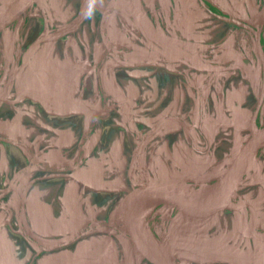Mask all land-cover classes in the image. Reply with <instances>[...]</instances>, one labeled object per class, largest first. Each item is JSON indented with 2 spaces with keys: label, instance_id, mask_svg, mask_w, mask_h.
Segmentation results:
<instances>
[{
  "label": "crops",
  "instance_id": "obj_1",
  "mask_svg": "<svg viewBox=\"0 0 264 264\" xmlns=\"http://www.w3.org/2000/svg\"><path fill=\"white\" fill-rule=\"evenodd\" d=\"M50 1L56 15L37 0L24 31L36 26L38 41L19 81L25 99L0 110V264H152L121 234L122 199L149 181L212 191L248 140L250 87L202 61L200 49L220 35L191 0L170 20L187 36L155 27L148 0ZM249 191L264 197L263 187ZM157 203L174 213L166 236L180 250L156 236L151 213L137 218L188 256L181 264L222 262L215 255L225 252L264 263V242L229 245L215 213Z\"/></svg>",
  "mask_w": 264,
  "mask_h": 264
},
{
  "label": "flooded vegetation",
  "instance_id": "obj_2",
  "mask_svg": "<svg viewBox=\"0 0 264 264\" xmlns=\"http://www.w3.org/2000/svg\"><path fill=\"white\" fill-rule=\"evenodd\" d=\"M36 1L24 13L26 18L22 26L16 30L17 38L14 39L13 45L2 47L5 51L0 53V110L3 106L17 105L25 99L23 87L19 81L25 69L33 64L30 53L38 41L35 36L36 26L32 31L28 29L26 36L24 31L31 13L37 6ZM45 1L50 7V14L56 15L55 7L52 8L51 1ZM191 1L197 5L209 21L215 24V29L220 35V38L209 43L205 50L204 48L200 49L201 53L199 54L202 61L208 62L213 72H216V69L222 72H237L240 80L249 85L250 96L254 102L253 108L249 112L250 121L255 114L256 126H264V0ZM113 5L114 9H120V6L115 3ZM145 5H147V16L155 27L162 28L165 33L172 31L179 36L188 35L189 31L186 26L173 27L174 23L170 21H173L177 15V17L183 16L184 0H148ZM179 12L181 13L179 14ZM130 14L133 22L136 21L135 12ZM43 23L44 19H42ZM167 25L171 26L170 29ZM51 32L53 33L44 35L41 39L53 37L55 29ZM166 46L173 48L171 44ZM21 66L22 69L18 72ZM248 133L250 137V122ZM85 138H87V134L83 133L81 140ZM3 139L0 135V142ZM39 156L29 152V163L37 166ZM213 180L214 178L211 177L207 181L214 182L215 180ZM129 182L133 184L131 177H129ZM252 186L264 188V146L256 152L255 162L244 169L242 182L234 189L229 199V206L215 212L217 217L223 219L222 224L228 231L229 245L252 247L257 243L264 242V197L256 202L251 200L248 193ZM161 212L160 204L150 212L154 215L149 217V225L155 234L158 233V228H162L163 223L168 220H170L169 228L175 230L177 227L176 221L172 220L173 211H166L164 215ZM174 256L177 264H181L183 260H189L188 256L180 252H174ZM215 256L220 261L234 264H259L256 258L241 260L227 252ZM206 260L195 261L194 264H205Z\"/></svg>",
  "mask_w": 264,
  "mask_h": 264
},
{
  "label": "water",
  "instance_id": "obj_3",
  "mask_svg": "<svg viewBox=\"0 0 264 264\" xmlns=\"http://www.w3.org/2000/svg\"><path fill=\"white\" fill-rule=\"evenodd\" d=\"M36 0H0V31L23 15ZM22 66L19 68L20 72ZM263 92V89H262ZM251 135L237 151L227 170L216 181L211 193L202 201L195 202V190L183 183L158 184L135 183L119 206L121 234L128 237L137 250L152 264H177L173 252L159 241L147 227L143 218L131 214L139 200L154 198L176 207L181 213L193 217H206L229 206L234 189L242 182L247 162L264 146V126L257 127L255 114L250 121ZM143 227L147 230L145 234Z\"/></svg>",
  "mask_w": 264,
  "mask_h": 264
},
{
  "label": "rangeland",
  "instance_id": "obj_4",
  "mask_svg": "<svg viewBox=\"0 0 264 264\" xmlns=\"http://www.w3.org/2000/svg\"><path fill=\"white\" fill-rule=\"evenodd\" d=\"M26 16L23 14L21 15L17 20H15L10 26L4 28L3 30L0 31V53L1 51H5V49H2V47H7L8 45L11 46L13 45L14 43V39L16 40L17 38V33H16V30L17 28L21 27L22 26V23L24 22ZM22 29V28H21ZM246 46L248 47V44L246 43ZM1 55V54H0ZM200 190H204L206 192H209L210 193V190L211 189H207V188H200ZM154 204L152 203L150 208L147 210V213L144 214L143 216L147 215L148 213H150L152 211V206ZM158 205V203H157ZM156 206V205H155ZM160 213V212H159ZM162 215H164V213H166V210H163V212H161ZM154 214H150L148 215V219L149 217L153 216ZM142 216V217H143ZM147 219V221H148ZM169 222L170 220L168 221H165L163 223V227L162 228H158V235L156 234V236L162 240H165L171 247H173L175 250H180V248L176 247L173 243H174V240H173V233L170 234V237L166 236L169 234ZM162 229V230H161ZM164 237V238H163ZM210 264V263H209ZM214 264H227L226 262H215ZM259 264H262V263H259Z\"/></svg>",
  "mask_w": 264,
  "mask_h": 264
},
{
  "label": "bare ground",
  "instance_id": "obj_5",
  "mask_svg": "<svg viewBox=\"0 0 264 264\" xmlns=\"http://www.w3.org/2000/svg\"><path fill=\"white\" fill-rule=\"evenodd\" d=\"M207 189H211V188H207ZM210 193L199 189L195 194V199H194L195 202H202ZM155 201H157V199H154L151 197L137 201L135 205L132 207L131 214L135 218L142 217L144 214L147 213V210L150 208L151 204L154 203ZM143 230L145 234H148L147 230L144 227H143Z\"/></svg>",
  "mask_w": 264,
  "mask_h": 264
},
{
  "label": "clouds",
  "instance_id": "obj_6",
  "mask_svg": "<svg viewBox=\"0 0 264 264\" xmlns=\"http://www.w3.org/2000/svg\"><path fill=\"white\" fill-rule=\"evenodd\" d=\"M92 2L94 3V2H95V0H92ZM93 12H94V9H93V8H91V7H89V10H88L87 14L85 15V16H86V18H88V19H91V18H92V16H93Z\"/></svg>",
  "mask_w": 264,
  "mask_h": 264
}]
</instances>
